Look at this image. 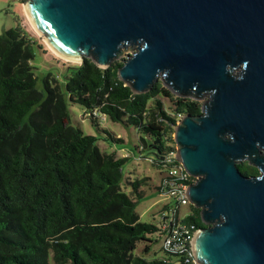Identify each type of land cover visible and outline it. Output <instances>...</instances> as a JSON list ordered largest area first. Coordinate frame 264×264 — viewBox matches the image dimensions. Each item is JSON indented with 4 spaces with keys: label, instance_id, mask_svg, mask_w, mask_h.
<instances>
[{
    "label": "water",
    "instance_id": "water-1",
    "mask_svg": "<svg viewBox=\"0 0 264 264\" xmlns=\"http://www.w3.org/2000/svg\"><path fill=\"white\" fill-rule=\"evenodd\" d=\"M24 11L52 50L79 65L106 69L133 51L117 68L133 94L160 80L175 97L207 96L173 132L204 225L195 259L264 264V0H27ZM244 162L258 174L242 175Z\"/></svg>",
    "mask_w": 264,
    "mask_h": 264
},
{
    "label": "trees",
    "instance_id": "trees-1",
    "mask_svg": "<svg viewBox=\"0 0 264 264\" xmlns=\"http://www.w3.org/2000/svg\"><path fill=\"white\" fill-rule=\"evenodd\" d=\"M35 48L20 23L0 35V264H175L166 255L151 260L133 255L138 242L163 236L135 213L148 178L122 189L128 158L101 152L98 137L70 125L65 97L52 76L44 78L43 92L36 90L30 64ZM119 66L101 69L84 59L67 67V99L91 115L135 128L139 147L152 152L161 176L177 164L165 158L175 155L177 122L199 115L201 105L175 97L160 83L133 94L118 80ZM237 169L245 176L258 174L245 162ZM189 207L183 221L203 228L199 210ZM142 252L148 255L150 247Z\"/></svg>",
    "mask_w": 264,
    "mask_h": 264
},
{
    "label": "rangeland",
    "instance_id": "rangeland-1",
    "mask_svg": "<svg viewBox=\"0 0 264 264\" xmlns=\"http://www.w3.org/2000/svg\"><path fill=\"white\" fill-rule=\"evenodd\" d=\"M27 0H0V35L3 31L14 28L17 23H20L22 28L28 33L30 38L37 45L34 50V58L30 62L33 68V75L36 80L35 88L39 92H43V80L46 76H52L65 97V104L69 115L70 125L79 128L83 133L89 136L98 137L97 147L101 152L114 153L117 158H128L127 163L123 167V182L122 189L128 190L127 185L130 181L148 178L147 186H143L141 190L144 192V197L137 203L135 213L139 217L141 223L157 225L159 222L160 209L171 203L167 195H162L156 188L160 186L159 172L156 165H153V154L148 150H141L139 147V135L133 127H124L119 123H113L103 116H94L78 107L69 103L65 92L64 77L66 69L69 66L78 63L64 61L58 58L51 52L46 45L43 36L37 34L29 24L24 13V4ZM40 45V46H39ZM124 51V50H123ZM133 51L122 53L117 62H121L127 55ZM234 73H238L236 70ZM156 83H161L158 80ZM207 100L205 96L202 100L197 101L200 105ZM165 108H169L170 104L166 100ZM26 121V120H25ZM107 131L111 134L113 140H120L119 144H113L108 141V138L101 132ZM106 138L107 142H104ZM176 154V147L173 145ZM176 155L167 154L166 159H174ZM168 213V210H165ZM189 214V206L182 207L179 210V216H187ZM151 243L144 241L136 244L133 251L134 256L143 257L146 260L153 258H161L164 254L161 251L163 238L158 234H153L149 237ZM145 246L150 247L148 255H144L142 250Z\"/></svg>",
    "mask_w": 264,
    "mask_h": 264
},
{
    "label": "built area",
    "instance_id": "built-area-1",
    "mask_svg": "<svg viewBox=\"0 0 264 264\" xmlns=\"http://www.w3.org/2000/svg\"><path fill=\"white\" fill-rule=\"evenodd\" d=\"M176 165L164 168L160 178V194L167 195L173 204V208H168L159 213V222L156 225L163 233L161 251L164 255L176 260L175 264H198L194 255L193 238L198 229L192 224L184 222L187 216H179L182 207L191 206L188 199V187L195 182V178L189 176L180 163L176 160ZM170 180V181H169ZM177 210V212H175Z\"/></svg>",
    "mask_w": 264,
    "mask_h": 264
},
{
    "label": "bare ground",
    "instance_id": "bare-ground-1",
    "mask_svg": "<svg viewBox=\"0 0 264 264\" xmlns=\"http://www.w3.org/2000/svg\"><path fill=\"white\" fill-rule=\"evenodd\" d=\"M24 13H25V15H26V11H24ZM26 18H27L29 24L32 26V29H34V31H35L37 34H39V33L36 31L35 27L31 24V22H30V20H29V18H28L27 15H26ZM39 35H40V34H39ZM40 36H41V35H40ZM46 45L48 46L47 43H46ZM48 47H49V46H48ZM49 49L51 50V52H52L53 54H55L58 58H60V59H62V60H64V61L72 62V63H79V62H80V60H71V59L63 58V57L59 56V55H58L54 50H52L50 47H49Z\"/></svg>",
    "mask_w": 264,
    "mask_h": 264
}]
</instances>
